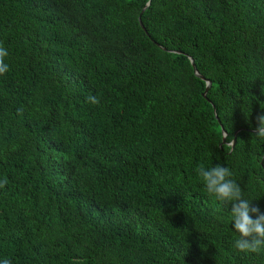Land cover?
<instances>
[{
    "label": "trees",
    "instance_id": "1",
    "mask_svg": "<svg viewBox=\"0 0 264 264\" xmlns=\"http://www.w3.org/2000/svg\"><path fill=\"white\" fill-rule=\"evenodd\" d=\"M0 46V260L264 264L197 174L264 212V0H0Z\"/></svg>",
    "mask_w": 264,
    "mask_h": 264
},
{
    "label": "clouds",
    "instance_id": "2",
    "mask_svg": "<svg viewBox=\"0 0 264 264\" xmlns=\"http://www.w3.org/2000/svg\"><path fill=\"white\" fill-rule=\"evenodd\" d=\"M8 52L0 46V76L9 71L5 62ZM89 101L98 104L99 100L89 96ZM253 137L264 139V114L257 117V127ZM197 174L203 182L207 194L214 200L232 205L231 217L234 231L238 238L234 247L243 254H260L264 252V212L259 207L252 205V200L245 198L244 190L234 179L230 168L216 164L210 168L203 165L198 167ZM7 180L0 181V188L4 187ZM255 216V218H253ZM0 264H12L8 258L0 260ZM76 264H81L76 261Z\"/></svg>",
    "mask_w": 264,
    "mask_h": 264
},
{
    "label": "water",
    "instance_id": "3",
    "mask_svg": "<svg viewBox=\"0 0 264 264\" xmlns=\"http://www.w3.org/2000/svg\"><path fill=\"white\" fill-rule=\"evenodd\" d=\"M193 64V63H192ZM193 66H194V64H193ZM196 75H197V77H199V78H201L200 77V75L198 74V73H196ZM201 79H203V78H201ZM204 80V79H203ZM211 87V82H207V90H206V92L209 90V88ZM205 95H206V93L204 94V97H205ZM226 140H227V136L225 135L224 136V139H223V144H225L226 143ZM235 140L233 141V143H232V146H234L235 145Z\"/></svg>",
    "mask_w": 264,
    "mask_h": 264
}]
</instances>
